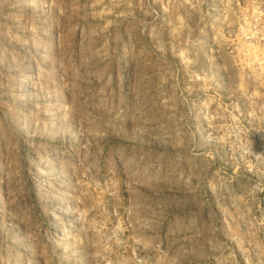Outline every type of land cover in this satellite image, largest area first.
Wrapping results in <instances>:
<instances>
[{
  "label": "rangeland",
  "instance_id": "obj_1",
  "mask_svg": "<svg viewBox=\"0 0 264 264\" xmlns=\"http://www.w3.org/2000/svg\"><path fill=\"white\" fill-rule=\"evenodd\" d=\"M0 264H264V0H0Z\"/></svg>",
  "mask_w": 264,
  "mask_h": 264
}]
</instances>
